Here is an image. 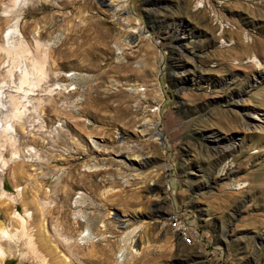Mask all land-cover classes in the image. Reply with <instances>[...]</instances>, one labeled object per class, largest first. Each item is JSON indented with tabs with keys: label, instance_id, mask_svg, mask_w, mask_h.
Returning <instances> with one entry per match:
<instances>
[{
	"label": "rangeland",
	"instance_id": "rangeland-1",
	"mask_svg": "<svg viewBox=\"0 0 264 264\" xmlns=\"http://www.w3.org/2000/svg\"><path fill=\"white\" fill-rule=\"evenodd\" d=\"M124 1L120 16L105 0H31L16 12L27 64L34 37L52 50L17 125L19 159L1 174L15 199L0 222L16 229L8 214L26 210L46 264H264V0ZM68 35L76 56L61 46ZM174 211L193 245L168 224ZM17 247L24 255L1 264H39Z\"/></svg>",
	"mask_w": 264,
	"mask_h": 264
},
{
	"label": "bare ground",
	"instance_id": "bare-ground-1",
	"mask_svg": "<svg viewBox=\"0 0 264 264\" xmlns=\"http://www.w3.org/2000/svg\"><path fill=\"white\" fill-rule=\"evenodd\" d=\"M7 1L8 2L6 3L10 4L11 8L5 7L3 10L6 30L1 36L2 43H0V205L2 203H7L8 205L14 202L15 196L7 193L3 187L1 174L8 162L19 159L20 153L15 145L17 125L21 123L24 114H26L25 112L28 111L27 107L30 106V101L33 98L32 95H34L33 91L41 88L40 85H42L43 80L45 82V77L47 75L45 67L48 54L52 50L50 48L49 40L42 41L43 39L41 35L34 37L33 42H31L33 45V54L29 61L30 66L27 64L28 60L24 58V54L29 52V54H31V50L29 49L30 51H28V49H26V47L28 48L26 43L27 41L24 40V35L18 29V17H16V12L19 11L24 4L30 2L31 0ZM105 1L107 3L106 6L112 12L113 16L120 14L119 4L125 2L124 0ZM134 33L137 32L132 31L130 37H134ZM74 36L75 35H68L61 43V46L66 44L75 45V48H68V57L76 56V51H78L81 46V43L78 41L79 37ZM77 53H81V51ZM25 57L27 58V56ZM4 58L10 61L9 66L5 65L7 60L4 61ZM51 90L52 89H49L47 92H50ZM40 91H42V89ZM252 118L256 120L255 117ZM251 125L255 127V123H251ZM140 128V133H148V135L154 140H157L160 135L156 129V124L144 122ZM154 135H156L155 138ZM6 145L8 147L7 149H9V157L4 159L5 157L3 158V152L6 150ZM26 151L29 153L32 161H38L35 148H29ZM14 170L19 176L23 174V170L20 165H17ZM38 204L42 207L47 203L38 202ZM13 220L19 224L16 229H13L11 224L10 227H8V224L5 225L0 222V264L8 256L14 254L17 256H23L24 254L18 251L19 248L17 246L20 245L30 251V253L34 256L33 258H37L39 264H46L43 256L37 250V246L41 247L42 242L39 237V231H33L32 226H30L32 219L29 218V213L25 210L23 215L16 212L8 214V223ZM55 233L63 244L68 246L72 242V238L69 237L70 235H68V237L63 236L64 234H60L57 230ZM92 239H94V237L91 233L88 230H85V232L80 235L78 241L85 243ZM75 240L77 239L75 238Z\"/></svg>",
	"mask_w": 264,
	"mask_h": 264
},
{
	"label": "built area",
	"instance_id": "built-area-1",
	"mask_svg": "<svg viewBox=\"0 0 264 264\" xmlns=\"http://www.w3.org/2000/svg\"><path fill=\"white\" fill-rule=\"evenodd\" d=\"M167 222L174 231L176 237L180 240L182 245H193L194 236H197L195 231H193L181 218L180 214L176 211L171 212L167 216ZM199 241L200 238H197Z\"/></svg>",
	"mask_w": 264,
	"mask_h": 264
}]
</instances>
